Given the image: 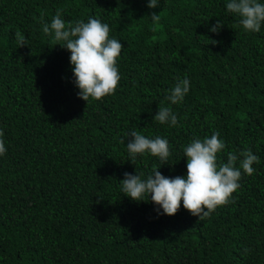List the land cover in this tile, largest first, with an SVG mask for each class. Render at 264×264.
<instances>
[{
  "label": "trees",
  "instance_id": "trees-1",
  "mask_svg": "<svg viewBox=\"0 0 264 264\" xmlns=\"http://www.w3.org/2000/svg\"><path fill=\"white\" fill-rule=\"evenodd\" d=\"M227 2L0 0V264H264V23L245 31ZM57 9L66 24L100 19L123 43L114 94L78 97L70 51L42 30ZM185 77L189 92L171 104ZM159 106L173 109L175 126L153 120ZM133 130L166 138L167 163L149 153L129 161ZM213 132L226 143L218 159L251 149L259 163L210 216L182 203L169 216L121 193L126 172L186 175L184 148Z\"/></svg>",
  "mask_w": 264,
  "mask_h": 264
},
{
  "label": "clouds",
  "instance_id": "clouds-1",
  "mask_svg": "<svg viewBox=\"0 0 264 264\" xmlns=\"http://www.w3.org/2000/svg\"><path fill=\"white\" fill-rule=\"evenodd\" d=\"M159 0H148L149 8L158 7ZM228 12L240 17L239 23L245 31L260 32L264 23V3L259 0H228ZM62 9H57L56 15L49 23L42 24L45 34H53L56 44L70 51V64L78 87V97L88 102L89 98L100 100L115 93L120 80L117 60L124 47L118 39L110 36V27L100 19L89 17L87 22L77 21L67 23L62 18ZM154 23L159 22L160 15L151 13ZM40 20L43 21V14ZM223 22L217 20L211 27L212 32H218ZM15 38L20 47L27 44L26 36L17 31ZM63 42V43H60ZM209 43H217L209 40ZM55 44V45H56ZM190 90L188 78L179 79L166 97L171 104L183 101ZM160 124L175 126L177 115L171 107L159 106L153 118ZM131 139L127 142V150L131 161L137 154L149 153L159 157L163 164L171 155L169 141L156 136L148 138L138 131L126 133ZM4 132L0 129V156L7 151L3 139ZM123 142V141H122ZM226 148V143L220 138L219 132H213L210 137L193 139L185 148L187 158V173L183 176L166 177L160 171L161 167H153L152 174L142 179V173H124L121 182V193L134 201L151 200L163 210V214L175 215L183 204L184 209L199 219L210 216L218 207L231 202L232 194L240 188L242 172L252 175L255 172L253 164L259 163V157L251 149L239 154L227 153V162L218 159ZM240 157H243L242 159ZM239 160V167H236ZM147 196L148 199H144ZM159 209H157L159 214ZM247 251V249H245Z\"/></svg>",
  "mask_w": 264,
  "mask_h": 264
}]
</instances>
